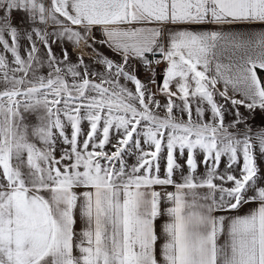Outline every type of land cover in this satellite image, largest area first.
Segmentation results:
<instances>
[{
	"label": "snow or ice",
	"instance_id": "1",
	"mask_svg": "<svg viewBox=\"0 0 264 264\" xmlns=\"http://www.w3.org/2000/svg\"><path fill=\"white\" fill-rule=\"evenodd\" d=\"M255 24L264 0H0V264H264Z\"/></svg>",
	"mask_w": 264,
	"mask_h": 264
},
{
	"label": "rangeland",
	"instance_id": "2",
	"mask_svg": "<svg viewBox=\"0 0 264 264\" xmlns=\"http://www.w3.org/2000/svg\"><path fill=\"white\" fill-rule=\"evenodd\" d=\"M57 51H59V50L57 49ZM69 52H70V54H72V59L75 60V59H76V54L74 53V50H73L71 47H69ZM85 59H86L89 63H91V59H90V57L88 56L87 52H86V55H85ZM140 78H141L142 80L146 79L145 75H143V74H140ZM157 80L159 81V77H157ZM151 87L153 88V90H155V86H151ZM159 99H161V100L163 101L164 98H163V97H159ZM254 124H255L256 126L264 125V121L261 120L259 114L257 115V119H256V121L254 122ZM131 162H132V161L130 160L129 163H131ZM202 170H203V166H201V171H202Z\"/></svg>",
	"mask_w": 264,
	"mask_h": 264
},
{
	"label": "crops",
	"instance_id": "3",
	"mask_svg": "<svg viewBox=\"0 0 264 264\" xmlns=\"http://www.w3.org/2000/svg\"><path fill=\"white\" fill-rule=\"evenodd\" d=\"M187 27H193V28H201V27H204V28H211V27H215L213 25H203V26H187ZM234 27H238V28H241V29H244V30H251V31H261V30H264V25H260V24H255V25H237V26H234ZM86 55V53H85ZM263 74V73H262ZM261 74V75H262ZM248 207H254V205H249ZM79 224L77 225V228H79Z\"/></svg>",
	"mask_w": 264,
	"mask_h": 264
},
{
	"label": "built area",
	"instance_id": "4",
	"mask_svg": "<svg viewBox=\"0 0 264 264\" xmlns=\"http://www.w3.org/2000/svg\"><path fill=\"white\" fill-rule=\"evenodd\" d=\"M141 74H143V73H141ZM143 75H144V74H143ZM261 78L264 79V73L261 75Z\"/></svg>",
	"mask_w": 264,
	"mask_h": 264
}]
</instances>
